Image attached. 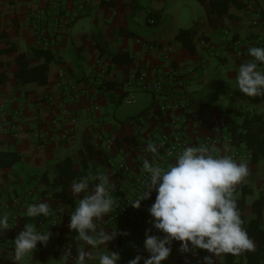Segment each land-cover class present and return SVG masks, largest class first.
<instances>
[{
	"label": "crops",
	"instance_id": "crops-1",
	"mask_svg": "<svg viewBox=\"0 0 264 264\" xmlns=\"http://www.w3.org/2000/svg\"><path fill=\"white\" fill-rule=\"evenodd\" d=\"M49 2L0 0V215L7 212L5 203L14 198L21 201L22 226L16 236L26 224L38 231V221H49L54 210H59L61 227L42 231L51 237L46 247L38 245L40 257L76 264L81 250L96 256L111 251L119 253L118 264H129L133 240L143 222L132 226L128 234L117 233L107 246L91 248L68 227L70 214L84 195H73L71 185L85 177H96L89 180V191L101 182L100 177H107L108 186L114 185L118 165L136 161L132 145L139 144L160 123L173 119L184 122L190 139L212 129L217 143L210 152L216 157L229 155L248 166L249 175L236 186L234 198L244 200L245 220L255 219L254 203L264 201V160L254 161L249 148L232 144L226 118L220 116L223 104L217 103L230 85L228 79H237L239 66L254 59L248 49L264 48V25L257 29L252 24L256 9L264 14V0H88L83 13L60 28L53 46L45 48L32 21L33 12ZM150 13L159 14L157 24L147 22ZM79 22L82 28L76 30ZM192 27L195 33L187 45L176 38L181 30ZM225 30L230 34H224ZM150 43L157 49H148ZM36 51H46L50 58ZM120 53L126 55L124 61L115 63L113 56ZM171 66L188 75L184 96L198 108L210 110L206 127L198 126L191 115L162 114L155 96L147 106V100L134 98L128 104L135 103V110L124 116L116 113L127 94L123 86L126 74L153 68L161 72ZM108 83H114V88ZM69 89L74 96L66 99ZM240 96L248 102L243 93ZM209 101H215L216 106ZM260 111L264 113V106ZM98 133L115 141L107 148L97 139ZM127 137L132 140L128 142ZM12 158L15 161L9 164ZM71 173L74 175L69 178ZM65 183L71 203L58 196ZM41 202L50 205V216L28 217V206ZM260 226L264 229V205ZM97 227H102L99 222ZM171 247L162 264H200V258L211 255L206 250L181 253L177 242ZM13 255L10 264H17ZM225 257L221 254L213 259L224 264ZM242 264H247L245 259Z\"/></svg>",
	"mask_w": 264,
	"mask_h": 264
},
{
	"label": "clouds",
	"instance_id": "clouds-1",
	"mask_svg": "<svg viewBox=\"0 0 264 264\" xmlns=\"http://www.w3.org/2000/svg\"><path fill=\"white\" fill-rule=\"evenodd\" d=\"M248 54L254 59L239 66L237 85L241 93L249 96H264V48L251 47ZM148 151L157 153L155 145H148ZM143 170L150 176L143 192L138 195L132 207L139 209L141 202L151 199L154 203L147 209L153 227L162 236L145 233L144 249L147 257L135 256L129 264H162L171 254L173 242H180V251L185 254L194 250H206L210 256L205 264H216L213 257L221 254H239L254 250V242L242 227L243 221L237 208L234 191L249 175L245 163H237L231 156H214L207 147H186L178 154L174 163L166 168L145 159ZM82 178L71 185L73 195L79 196V203L70 214L68 227L79 240L95 249L108 245L117 232L98 230L97 222L111 214L116 206L109 190L107 177H100V183L89 191V180ZM51 214L47 202L28 206V217H45ZM9 230V216L0 215V238ZM51 235L39 232L32 224H26L15 238L14 261L33 256L38 245L47 246ZM93 255L81 250L76 264H118L117 252Z\"/></svg>",
	"mask_w": 264,
	"mask_h": 264
},
{
	"label": "built area",
	"instance_id": "built-area-1",
	"mask_svg": "<svg viewBox=\"0 0 264 264\" xmlns=\"http://www.w3.org/2000/svg\"><path fill=\"white\" fill-rule=\"evenodd\" d=\"M87 6L88 0H50L49 3L38 7L33 12L32 25L43 47H52L56 32L81 15ZM148 21L153 23L154 19L149 18ZM252 24L257 29L264 25V14L261 10H255ZM224 34L229 35L230 33L225 30ZM147 46L150 50L157 49V45L153 43L147 44ZM63 75L64 72L60 73V76ZM187 79V73L178 66L168 67L161 72L155 68L132 71L126 74L123 79V86L127 91L123 99H126L127 103H131L134 100V91L151 92L155 97H161L158 110L162 114L176 112L181 115H191L198 126L206 127L209 122L208 113H205L202 108H198V105L190 97L183 94ZM73 96V89H69L64 97L69 99ZM96 137L107 148L115 141L114 137L102 133H98ZM216 143L217 138L212 129L203 136H195L190 139L185 134L184 122L173 119L166 120V124L160 123V126L154 132L146 135L139 144L132 145L136 148V161L134 163L124 161L118 165L116 173L119 176L115 179L114 185L108 186L116 206L111 214L98 221L102 226L98 230L112 229L125 235L129 233L132 226L143 219L147 208L155 200L156 193H152L151 199L142 201L139 209L132 207L131 204L143 192L145 185L150 180V176L143 170L145 159L167 169L186 147H207L210 150ZM150 144L157 147L156 154L148 151ZM4 207L7 210L5 214L9 216V230L5 237L0 238V264H10L15 249V236L22 226V204L18 198H14L5 203ZM60 217L61 212L54 210L49 221L41 219L38 221V231L42 232L46 227L59 229L61 227ZM137 251L144 255L148 254L144 249V244L139 245Z\"/></svg>",
	"mask_w": 264,
	"mask_h": 264
},
{
	"label": "trees",
	"instance_id": "trees-1",
	"mask_svg": "<svg viewBox=\"0 0 264 264\" xmlns=\"http://www.w3.org/2000/svg\"><path fill=\"white\" fill-rule=\"evenodd\" d=\"M203 2L204 0H200ZM229 1H224L223 4H227ZM217 3H214L212 5V8L214 9L216 7ZM242 4L238 3V6H241ZM225 9V8H224ZM149 18H153L154 22L150 23L148 21ZM147 19V22L149 24H157L160 20L159 14H153L150 13L149 17ZM126 35H133L131 32L123 31ZM195 29L194 27L189 29H183L181 32L177 35V39L182 41L183 44H188L189 40L192 35H194ZM38 54H45L47 58H50V55L46 51H36ZM123 56H126L125 54H115L113 56V61L115 63L122 62ZM21 54H17L18 61H20ZM253 60V59H252ZM251 60V61H252ZM21 62V61H20ZM25 65V62H21V64ZM261 67V65H260ZM108 86L111 88H114V83H108ZM245 98L252 104H258L262 101H264V96H256V97H249L245 95ZM140 114V113H139ZM237 115L242 117V121L239 122L234 118L228 117L226 118V123L229 126L230 132L232 134V144L240 146L245 145L247 148H249L252 151V159L254 161H260L264 160V113H258L257 111H239L237 112ZM131 117H128L126 120L130 119ZM128 142L132 140V138H125ZM15 161V158H12L9 164ZM73 173L71 175H68V177H73ZM57 182V181H56ZM67 183L62 188V191L58 194L59 197H61L65 202L71 203L72 199L68 196L67 192ZM237 188H235V191ZM243 193L247 192V189L245 187L242 188ZM238 211L240 212L241 219L243 221L242 227L247 232L249 238L254 242V245L256 244L255 250L252 251H243L239 254H226L224 264H242L243 260H246L247 264H260L264 263V229L260 226V221L262 217V207L264 205V201L262 199L257 200L254 203V210L256 212V218L252 219L250 221H246L243 216V208H244V200H236ZM180 244V242H177ZM236 258H240L238 262H236ZM216 264H223L220 261H216Z\"/></svg>",
	"mask_w": 264,
	"mask_h": 264
},
{
	"label": "rangeland",
	"instance_id": "rangeland-1",
	"mask_svg": "<svg viewBox=\"0 0 264 264\" xmlns=\"http://www.w3.org/2000/svg\"><path fill=\"white\" fill-rule=\"evenodd\" d=\"M81 23L82 22H79L77 24V26L75 27L76 30H78L79 28H82ZM224 73H225V70H224ZM228 81L230 82V85L228 88H226L227 91H225L224 93H222L220 95V99H219L220 103H217V106L219 104H223L222 107L219 106V108L223 111L220 113V116L222 119L223 118L225 119V118H227V116H229V117H232V118L236 119L237 121L241 122L242 117L237 115V112H239V111L247 112L250 110V111H257L258 113H261L260 110H262L263 106H264L263 101H262L263 103H259V104L248 103L249 101L247 102L246 100H243V98L240 96L241 92H240L238 85H237V79L229 78ZM133 95H134V98L136 100H139V102H143L144 99L147 100L144 102V104H146V106L149 104V101L154 96L153 93H151V92H137V91H134ZM156 98L158 99V101L162 100L160 96H157ZM209 102H210L209 104L212 105V107L216 106L215 101L214 102L209 101ZM135 108H136L135 103L128 104L126 99H122V103L119 104V106L117 107L116 113L121 115V116H124L128 112H130V110H132V109L135 110ZM203 111L205 113H210V110L206 109V108H204ZM152 203H154V200L152 201ZM152 203L150 204V206L152 205ZM138 223L139 224L142 223V227L140 228L139 234H137L133 240L132 250L134 251L133 252L134 254L133 253L131 254V255H133L132 256L133 258L137 255H141L143 257L148 256V254L144 255V254H141L140 252L137 251V247L139 245L143 244L145 241V233L147 230H151L150 234H152V235L162 236V233L158 232L153 227L152 218L150 217V214L148 213V211H146V214L144 215L143 219H140L138 221ZM47 228H49V227H46V229ZM120 251H122V250H120ZM181 253H179V254H181ZM13 254L15 255V253H13ZM193 254H194V252H193ZM16 263L17 264H60V261L53 256H49L48 258H42V257H40L39 251H35L33 256L26 257L22 261H19ZM200 264H205L204 258H200Z\"/></svg>",
	"mask_w": 264,
	"mask_h": 264
}]
</instances>
